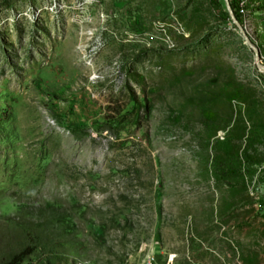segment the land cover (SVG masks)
<instances>
[{
  "label": "rangeland",
  "instance_id": "rangeland-1",
  "mask_svg": "<svg viewBox=\"0 0 264 264\" xmlns=\"http://www.w3.org/2000/svg\"><path fill=\"white\" fill-rule=\"evenodd\" d=\"M227 1L0 0V259L264 264V0Z\"/></svg>",
  "mask_w": 264,
  "mask_h": 264
},
{
  "label": "trees",
  "instance_id": "trees-1",
  "mask_svg": "<svg viewBox=\"0 0 264 264\" xmlns=\"http://www.w3.org/2000/svg\"><path fill=\"white\" fill-rule=\"evenodd\" d=\"M229 8L233 12L235 19L239 21L238 12L235 13L237 9V2H229ZM234 169L233 165L227 161H223L221 163V181L226 182V178L232 170ZM225 178V179H223ZM35 251L34 244H27L20 247L15 252L11 253L9 256L0 259V264H22L28 256L33 254ZM34 264H61L56 258H42L39 259L38 262Z\"/></svg>",
  "mask_w": 264,
  "mask_h": 264
},
{
  "label": "built area",
  "instance_id": "built-area-1",
  "mask_svg": "<svg viewBox=\"0 0 264 264\" xmlns=\"http://www.w3.org/2000/svg\"><path fill=\"white\" fill-rule=\"evenodd\" d=\"M242 7H243V2H239L237 4V9H238V12H242ZM250 195H255V194H261V196L264 197V189L262 187H252L250 188V192H249ZM141 264H155V257L153 255V252L152 250L148 251L143 259H142V262Z\"/></svg>",
  "mask_w": 264,
  "mask_h": 264
},
{
  "label": "water",
  "instance_id": "water-1",
  "mask_svg": "<svg viewBox=\"0 0 264 264\" xmlns=\"http://www.w3.org/2000/svg\"><path fill=\"white\" fill-rule=\"evenodd\" d=\"M224 2H225V6H226V9H227V12L230 15V17L232 18V15H231V12H230V8H229V5H228V1L224 0ZM236 25H237V23H236ZM237 27H238V29H240V27L238 25H237Z\"/></svg>",
  "mask_w": 264,
  "mask_h": 264
}]
</instances>
